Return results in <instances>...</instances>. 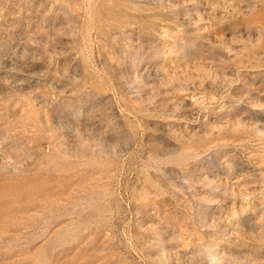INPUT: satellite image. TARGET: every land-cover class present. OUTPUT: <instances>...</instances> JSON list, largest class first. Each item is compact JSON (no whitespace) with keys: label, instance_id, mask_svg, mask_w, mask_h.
I'll return each mask as SVG.
<instances>
[{"label":"rangeland","instance_id":"rangeland-1","mask_svg":"<svg viewBox=\"0 0 264 264\" xmlns=\"http://www.w3.org/2000/svg\"><path fill=\"white\" fill-rule=\"evenodd\" d=\"M0 264H264V0H0Z\"/></svg>","mask_w":264,"mask_h":264}]
</instances>
